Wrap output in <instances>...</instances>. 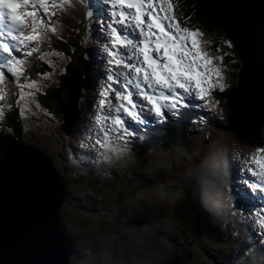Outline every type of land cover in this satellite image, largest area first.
<instances>
[{"label":"water","instance_id":"obj_1","mask_svg":"<svg viewBox=\"0 0 264 264\" xmlns=\"http://www.w3.org/2000/svg\"><path fill=\"white\" fill-rule=\"evenodd\" d=\"M196 2L231 39L240 61L236 87L227 94V128L243 138L256 136L264 128V0ZM65 82L69 109H76V84ZM65 201L64 180L43 151L17 144L1 158L0 264H69L72 242L61 221ZM142 225L134 218L117 230L109 248L115 264H187L190 243L164 226Z\"/></svg>","mask_w":264,"mask_h":264},{"label":"snow or ice","instance_id":"obj_2","mask_svg":"<svg viewBox=\"0 0 264 264\" xmlns=\"http://www.w3.org/2000/svg\"><path fill=\"white\" fill-rule=\"evenodd\" d=\"M72 3L73 0H0V9H3L0 11V18L6 17L15 26L14 30L9 28L6 33H0V36L6 35L13 42L12 44L0 43V48L11 57L6 58L4 63H0V85L6 82V74L7 79H11L17 85L19 88L17 106L26 101L25 88L34 89L38 81L27 79L26 82H21V78L26 75L24 68L26 62L13 55L14 51L20 52L22 47L27 48L28 51L24 54L32 56L38 51L32 46V42L45 39L48 31L54 35L57 34L58 29L54 21L57 10L62 15ZM112 3L114 7L119 6L120 10L114 13V22L107 25L109 31L104 48L110 64L122 66L128 71L124 73L123 91L114 86L120 83V76L108 74L107 79L113 83L109 84L105 92L101 94L104 98L99 101V107L103 109L115 101L122 103L116 108L115 115L97 116V124L93 129L88 130V135L90 139L94 137L93 146H99L106 152L123 154L129 149L132 139L136 137V132L131 129L120 113L123 112L131 121L146 123L144 114L138 110L142 106L136 103L133 92L129 88L133 80L138 90L136 95L142 97L150 106L148 114L164 120L167 119L165 109L175 113L181 107L192 106L188 103L191 99L204 100L207 94L206 85L209 90L216 86L221 88L223 86L219 84L220 70L212 66L215 58L202 50V33L197 29H189L181 25L172 0H112ZM28 19L31 20L30 25L27 23ZM129 21H134L135 28L143 37L139 43L129 39L120 31L121 28L127 31ZM145 25L147 36L144 35ZM29 29L30 31L26 34V30ZM152 37L155 38L154 51L159 54L161 49L163 50L159 58L150 54V38ZM128 48L135 51L129 55L126 51ZM137 51L142 54L143 61L134 64L131 60L136 56ZM116 56H119V59H112ZM213 72L218 78L215 82L211 80ZM157 89H159L158 93ZM179 90H183V93ZM33 94L29 91L27 95L31 97ZM112 94H114V101L109 99ZM4 99L5 95L0 94V101ZM2 114L3 105L0 104V115ZM109 119L112 122L110 127L105 126ZM111 139L123 143L112 146ZM81 147H84L83 143ZM257 152L262 155L245 157V162L249 164L246 172L253 180H244V183L254 190L264 192V147L257 149ZM104 159H109V156L104 154ZM257 176L260 177L259 182L254 179ZM249 215L258 216V219H253V224L264 230V210L255 214L249 210Z\"/></svg>","mask_w":264,"mask_h":264},{"label":"rangeland","instance_id":"obj_3","mask_svg":"<svg viewBox=\"0 0 264 264\" xmlns=\"http://www.w3.org/2000/svg\"><path fill=\"white\" fill-rule=\"evenodd\" d=\"M185 4V3H184ZM183 4V6H184ZM220 34L222 32L220 29L218 30ZM224 34V33H223ZM203 40L204 42H207L208 39V33L203 32ZM217 39V38H216ZM52 60L55 57V54L52 53L50 54ZM72 70H74L73 66L70 65ZM221 75L219 77V84L221 85L222 83V78H223V72L220 71ZM218 78H216L217 80ZM32 91L34 94L31 97H28V92ZM65 92V91H64ZM25 94H26V101L32 103V98L35 96V91L33 89L29 90L25 88ZM212 94L213 91L210 89L209 92L207 93V99L208 101L212 100ZM218 104L221 103V100H217ZM217 104V103H216ZM223 104L221 103L218 107L214 104L210 106V109L212 111H216L219 113L221 117L225 114L223 112ZM37 113L39 115H42V112L37 109ZM228 117L229 113L226 111ZM226 116V115H225ZM228 117L226 116V120L222 121L223 124L227 125L228 122ZM53 120V119H51ZM38 122L39 124L33 125L37 127V132L33 133L35 137L41 142V143H46L49 136H51L50 130L47 129L46 124L41 120V117L38 116ZM56 131L55 137L51 141V151L55 154L58 164L61 161L62 163V154H63V149L66 147V138L63 137V132L60 128V125L56 126L54 128ZM31 134V133H30ZM217 135V133H216ZM34 137V138H35ZM204 134L201 133L198 129V133L193 134L191 139L187 141V147L189 150L185 153L184 158L177 153L174 154L173 151H162V152H156L153 153L150 157V161L148 165H144L142 163H136L134 162L132 166L130 167V170L132 172H136L138 175L145 177L148 181H151L152 188L148 193L150 195L149 197H141L144 198L143 202L147 203V209L144 208L142 205L138 208V211L144 212L147 211V213L153 215L156 219L158 220H167L170 223H176L182 227V229L186 230V222L184 219H189L190 218V213L189 209L185 206V204L181 205L180 207L177 205H172V209H166L163 207V204L165 201L162 198H165L163 195L159 193V191L162 192H170L175 185L183 184V183H189V181L192 183L194 180H199V172L201 169L197 167L196 164V158H199L202 152V145L204 144ZM209 147V146H208ZM207 147V149H208ZM63 148V149H62ZM198 156V157H197ZM210 156V155H209ZM189 158L188 160H185V158ZM211 157V156H210ZM210 157H208V162L210 160ZM191 159V160H190ZM199 162V160H198ZM194 163V166L192 167V172L193 174H188L186 171L189 169V167ZM63 165V163H62ZM204 166V164H203ZM205 167V166H204ZM116 170V169H115ZM70 172V171H69ZM110 177L112 175L108 173ZM129 177H131L130 174H128ZM68 179H71V181L74 183V179H72V175L70 172V176ZM114 184L109 183V186H100L97 182H92L88 183L87 185H84L85 187H82L80 184H73L74 188L76 189V193L79 194L78 196L73 194L72 190L69 189L70 194L74 198H78L82 202H87V205L90 206L84 207V210L82 214H86L84 219H86L88 229L85 227H79V231H77V228H74L73 233H75L76 236H81L84 237L88 240L89 246H78V249L75 253V263L76 264H90L89 260V253L92 252V254L95 253L97 254V261L93 259L92 264H108L111 263V259L109 256L105 255L103 252H101L100 249H102L99 245V241H101V244L103 246H108L109 242L112 240V237L114 236V231L118 225L119 222H114L113 226L110 227V224H106L108 219L103 220L105 216L101 215L100 209L101 208H106L107 205L111 204L112 202H118V203H124L126 200L124 199L127 192L132 190L133 192L136 190H141L147 186V181H135L132 180V182H127V181H120L119 178L113 181ZM71 183V182H70ZM194 183V182H193ZM205 183L202 181V183L198 184V188L200 189L201 186H203ZM113 185L112 191L113 194L108 195L110 193V186ZM89 190L91 192H96L98 194H103L108 197L104 196H99L97 197L98 199L92 198L89 194ZM85 192L82 196H80L81 192ZM82 197V198H81ZM159 202V206L157 208H164L168 212H160L154 207V203ZM98 205L99 207H96L94 205ZM151 204V205H150ZM75 205L81 206V202L75 201ZM228 208V207H227ZM152 209V210H151ZM136 212V209H135ZM133 212L130 211V215ZM79 217V215H78ZM80 218V217H79ZM107 220V221H106ZM105 221V222H104ZM84 220L82 219V223ZM104 222V223H103ZM85 233L89 237H93L94 233H100L102 236H105L104 239L101 240L100 237L94 241L91 239L87 238L85 236ZM100 238V239H99ZM95 243V244H94ZM100 249H99V248ZM198 248V245L197 247ZM108 249L104 250L107 251ZM202 259V256L200 252H198V260Z\"/></svg>","mask_w":264,"mask_h":264},{"label":"trees","instance_id":"obj_4","mask_svg":"<svg viewBox=\"0 0 264 264\" xmlns=\"http://www.w3.org/2000/svg\"><path fill=\"white\" fill-rule=\"evenodd\" d=\"M182 2L185 3L184 4L185 9L191 16L190 17L187 15V18L191 21V23L195 22L197 25H198V23H200L202 25V26L200 25V27L205 28L208 33H210V34L215 33V29H218L217 26L214 24L213 20L205 14L203 9L196 3L195 0H182ZM184 15H185V13L182 14V16H184ZM69 33H71V31H69V30L65 31L64 35L57 40L58 43H55V44L58 47L57 46L55 47V44L53 45L55 51H59L60 44H61L63 37ZM222 35L224 36V34H222ZM219 36H220V34H219ZM219 36L217 35V39H216L217 43H214V45L212 46L213 49H216V46H218L219 49L220 48L222 49V47H224V46H229V44L226 43L224 40L222 41ZM221 49H220V51H221ZM228 52H227V50L225 51L226 62L229 66V69L227 70V75L232 77L236 68L239 67V61H238L237 57H235L234 55H231V53H228ZM222 54H223V50H222ZM80 59L83 62L78 63L77 65L75 63V60L71 59V61L73 63L71 62L70 65L73 64L72 65L74 68L73 71L77 70V76L78 77H80L81 75H84V76H88V78L90 77V79H92L93 77L95 78L96 72L92 70V63H91L90 59L88 58L87 53H82L80 56ZM69 73H71V72H69ZM74 78H77V77H74ZM53 91H54V93H52L51 95L49 94L47 96L48 102H46V104L50 110L57 112V114L59 116H61V114L63 115V110H66V104H67L69 97H68L66 89H65V92L63 91V93H61V90H53ZM61 95H62V97H61ZM86 99H87V95H86ZM86 107H88V101H85V103H84V109H86ZM226 111L229 113V116H230L231 110H230L229 106H228ZM87 115L88 114H85L84 116H87ZM14 118H17V114L15 115ZM18 126L19 127H17V125H16V127L21 130L22 125L18 124ZM172 135H174L173 137H176V136L180 135V133L178 134L176 131H174L173 133L168 134V136H172ZM169 138L172 139V137H169ZM18 139H20V137H16V138H12V139H7V138L3 139V145H5V147H3L2 151H0V155L2 156L10 148H12L16 143H18V141H17ZM244 142L247 144H253V143L258 144V143H263L264 140L262 138H260L258 140L257 139L245 140ZM175 143H177V142H175ZM153 144L155 146L157 145V143H153ZM175 205H177V204H175ZM163 207L166 209L173 208V206H171V205H164ZM164 208H162L160 210V212H162V213L166 212V210ZM209 213H210V215H212V212H208V214ZM202 218H203L202 219L203 223L200 225V227L204 226V222H205V224L209 223L208 219H206L204 217V215ZM210 219L213 220L214 217L211 216ZM213 233H214V231H213ZM102 246L103 245L100 244V247H102ZM237 246H238V248L240 247L241 249H244V250H246L248 248L247 245H245L243 242H240ZM244 250H242V254H246V253H244ZM247 252L250 254V256L247 257L249 264H256V263L257 264H264L262 262V260L264 261V259L260 256V255H262L260 252H257V251L250 252L249 250Z\"/></svg>","mask_w":264,"mask_h":264},{"label":"bare ground","instance_id":"obj_5","mask_svg":"<svg viewBox=\"0 0 264 264\" xmlns=\"http://www.w3.org/2000/svg\"><path fill=\"white\" fill-rule=\"evenodd\" d=\"M60 38V37H59ZM58 38V39H59ZM57 39V40H58ZM56 40V41H57ZM56 43H58V41L56 42ZM57 45L55 44V47H56ZM53 47V49H54V46H52ZM58 47V46H57ZM58 52V51H57ZM45 54H46V50H45ZM52 54V53H51ZM72 62V61H71ZM73 63V62H72ZM73 65V64H72ZM76 79L77 78H71V80H72V82H73V85H75V81H76ZM72 82H71V85H72ZM45 84V83H44ZM76 89V88H75ZM66 91H67V94H68V101H67V104H66V110L69 108V99H70V94H69V92H68V89L66 88ZM76 94H78V100H79V89H76ZM78 102V101H77ZM78 105V104H77ZM205 110V109H204ZM230 116H231V114H230ZM230 116H229V119H230ZM89 117V115H87V116H85V118L87 119ZM92 119H93V115H92V117H91ZM91 119V120H92ZM162 120V119H161ZM163 121V120H162ZM229 124H230V122H229ZM156 128V127H155ZM157 129V128H156ZM210 135H211V133H210ZM154 143V142H153ZM10 146V145H9ZM226 159V158H225ZM227 161H230L228 158H227ZM135 238H136V236H135Z\"/></svg>","mask_w":264,"mask_h":264},{"label":"clouds","instance_id":"obj_6","mask_svg":"<svg viewBox=\"0 0 264 264\" xmlns=\"http://www.w3.org/2000/svg\"><path fill=\"white\" fill-rule=\"evenodd\" d=\"M185 220V219H184Z\"/></svg>","mask_w":264,"mask_h":264}]
</instances>
